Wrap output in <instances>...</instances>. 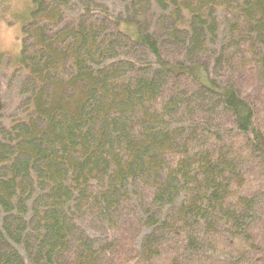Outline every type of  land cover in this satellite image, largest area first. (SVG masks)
I'll return each mask as SVG.
<instances>
[{
  "label": "trees",
  "instance_id": "1",
  "mask_svg": "<svg viewBox=\"0 0 264 264\" xmlns=\"http://www.w3.org/2000/svg\"><path fill=\"white\" fill-rule=\"evenodd\" d=\"M0 264H264V0H34Z\"/></svg>",
  "mask_w": 264,
  "mask_h": 264
},
{
  "label": "rangeland",
  "instance_id": "2",
  "mask_svg": "<svg viewBox=\"0 0 264 264\" xmlns=\"http://www.w3.org/2000/svg\"><path fill=\"white\" fill-rule=\"evenodd\" d=\"M34 0H0V53L17 57L22 49L23 27L30 19ZM9 87L4 90L3 98L9 111L18 102L19 80L11 78L12 71L6 69Z\"/></svg>",
  "mask_w": 264,
  "mask_h": 264
}]
</instances>
